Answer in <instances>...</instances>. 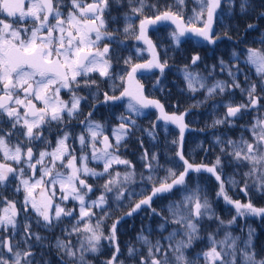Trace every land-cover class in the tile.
<instances>
[{
    "label": "snow or ice",
    "instance_id": "snow-or-ice-1",
    "mask_svg": "<svg viewBox=\"0 0 264 264\" xmlns=\"http://www.w3.org/2000/svg\"><path fill=\"white\" fill-rule=\"evenodd\" d=\"M187 2L171 0L161 7L159 0H0V190L18 181L15 191L23 193L22 200H16L0 191V264H50L43 254L37 259L35 249H43L46 238L34 231L32 214L35 224L45 230H54L70 218V227L63 228L55 239L59 264H93L91 257L105 247L111 252L103 264H125L119 226L126 217L140 212L160 217V233L170 224L177 227L155 242L141 230L136 237L140 248L132 244L126 248L133 264H264V254L256 251L254 229H248L242 242L227 230L240 219L264 220V206L255 204L251 197L253 192L264 196V37L260 47L246 46L239 53L233 50L232 61L219 60L227 80L209 84L207 77L190 71L189 65L184 67L183 78L191 93L204 91L205 100L228 96L225 111L210 127H234L246 113L256 112L244 128L247 136H215L220 154L210 163H197L184 150L189 129L185 116L190 109L169 113L146 93L141 82L145 72L158 69L163 75L168 67L167 53H160V46L149 36L150 29L173 26L169 35L177 46L188 37L215 46L222 39H233L227 31L216 30L225 4L229 9L238 7L241 15L256 11L251 0H239L238 5L236 0H193L195 6L186 16ZM114 8L125 10L123 39L119 28L110 27L119 23V18L111 15ZM257 19H264V10ZM256 29L250 22L245 30ZM127 39L138 42L135 57L121 55L125 51L121 44ZM145 51L148 57L143 56ZM241 56L256 76L251 80L245 72L246 86L239 81ZM201 59L194 53L190 63L198 66ZM216 67L213 65V72ZM109 81V87L102 90V84ZM159 85L157 78L153 87ZM83 88L90 89L88 95L80 93ZM237 89L242 97L239 102L232 100ZM100 105L109 109L124 106L126 111L116 117L115 126H109L94 117ZM146 109H156L158 117L150 128L142 129L135 117ZM74 121L83 126L79 134L69 127ZM160 121L178 129L177 138L171 141L175 159L160 176L158 169L163 166L158 155L150 153L139 139L146 171L139 173L138 181L135 165L121 155V148L138 131L155 139ZM54 124L57 133L53 145L46 133ZM197 147L209 150L202 144ZM226 164L246 170L239 179L235 172L225 177ZM192 173L215 178L216 197L234 209L228 221L217 216L199 184L189 187ZM92 181H102L95 199L97 184ZM138 182L139 191L131 187ZM178 188L184 190L182 199L173 200L166 210L153 206ZM232 188L247 199L233 198ZM109 193L114 196L109 197ZM110 199L121 209L126 202L127 209L112 216ZM107 220H111L110 225L105 224ZM206 221L225 228L224 236L217 239L216 232H209L206 247L190 257L189 250L203 239Z\"/></svg>",
    "mask_w": 264,
    "mask_h": 264
},
{
    "label": "trees",
    "instance_id": "trees-1",
    "mask_svg": "<svg viewBox=\"0 0 264 264\" xmlns=\"http://www.w3.org/2000/svg\"><path fill=\"white\" fill-rule=\"evenodd\" d=\"M165 2L171 3V0H159V3L161 7ZM254 8L256 11H250L248 15H241L239 12L238 7H234L232 9H229L228 6L225 4L223 7V15L221 16L220 21L216 25V30L218 32H225L227 31L229 35L233 37V39H222L217 43V45H209L206 42H203L199 40L198 38L194 37H188L181 40V43L179 46H177L170 38L169 33L172 30L173 26H169L167 24L160 25L159 30L150 29L149 36L153 39L154 43L158 44L160 53L166 52V59L168 60V67L165 69V72L163 75L159 73V70L152 72H145L144 78L142 79V83L145 86L146 93L155 99H160V85H162L163 79L166 80H172L173 82L177 83L179 81L180 73L182 69L185 67V65H190L191 57L194 53H199V55L202 57L200 64V70L204 69L203 72H199L204 77H207L208 83L212 84L215 82V79H213L210 76L211 74H214V72H217L219 70V60L222 58L226 63L229 61H232V52L235 50L236 52H242L246 46H252V47H260L259 41L262 37H264V19H257L258 14L261 10H264V0H251ZM236 3L238 5L239 0H236ZM193 0H188L187 7L185 8V15H191L192 8L194 7ZM124 9L121 8H114L112 11V17H118L119 23H111L110 27L113 29L119 28L121 36L120 39H123V26H124ZM151 14V13H149ZM255 23L257 25L256 30H248L246 31V25L248 23ZM137 41L133 39H127L124 41L123 44H121V48L125 49L121 53L123 56H128L129 54H132L135 57L136 53V46L138 44L135 43ZM220 45H223L220 50L218 48ZM139 46L141 48H144L145 46L140 43ZM147 51L143 53L144 57H148ZM243 58V56H241ZM235 63V62H233ZM213 65H217L215 68V71H212ZM121 67H123V62H121ZM240 66L243 69L239 76V81L242 86H246L244 83V80L242 79L244 77V73L247 72L249 74V79L256 80V76L254 73V70H251L247 68L243 61L240 60ZM119 71V68L116 69ZM164 75L167 76V78H164ZM220 79L218 80H227L229 77L227 76L226 72L219 71ZM160 79V85L158 87H153V84H155L156 79ZM183 78V77H181ZM224 78V79H223ZM118 83V82H117ZM111 84V81L108 83H104L102 87H106ZM180 87L182 93L180 94V97L178 98V106L181 112H184L185 110H189L190 112L185 117V122L188 124L189 129L185 132V144H184V150L188 154L189 158L197 163L203 161L205 163H210L214 161L215 157L220 154L219 148L216 146L215 143V136L224 135L225 137L232 138V139H239L241 134L243 133L245 136L248 135L247 132L244 131L245 126L249 125L256 113L255 111L251 113H246L243 117V119H240L234 127H224V128H212L210 125L212 124V121L219 116L223 114L225 111L223 104L228 102V96L227 94L222 95H216L214 98H210L208 100H205L204 97L206 93L204 91H199L197 93V100L195 101V106L191 109L190 105L186 102V99H184L187 94V85L186 83H183V80L180 81ZM176 89V88H175ZM178 90L176 89L175 97L178 96ZM118 94V93H117ZM174 94V93H173ZM242 99L240 90L237 89L235 92V95L232 97V100L235 102H239ZM175 104V103H174ZM145 122H148L149 119H144ZM155 122V117H153V120H151L150 126L152 123ZM160 135L155 136V139L148 136L146 133H140L138 135V139H143L144 141V147L148 149L150 153H156L158 155V162L163 167L158 169V174L160 176L164 175V168L170 167L171 161L175 159V154L173 149L175 148V145L171 143V141L175 138H177L178 129L174 127L172 130L165 128V130H159ZM136 136V135H135ZM134 137V136H133ZM133 137L131 138L130 144L133 140ZM203 145L205 149H209L207 152L202 151L200 148L197 147V145ZM141 151V147L139 148ZM122 153V151H121ZM130 155V156H129ZM124 158H127L131 160L134 164L135 160L137 162V156H135V153H133V150L130 149V146L126 148V152L123 155ZM155 163V162H154ZM117 167V166H114ZM119 169L123 171V166H119ZM144 168L141 167L140 171H142ZM145 170V169H144ZM246 169H235L234 166L227 165L224 168L225 177L233 175L235 172L236 178H240V174L245 171ZM137 180L139 181V178L137 177ZM93 183L97 184V192L99 191V183L101 182H95ZM189 187H195L197 184H199L200 188L203 189V191L207 194L209 200L212 202L214 210L217 214V216H224L225 212H230L227 210L224 206H222V203L217 200L216 197V190H217V182L215 181L214 177H211L207 173H201L196 174L192 173L189 177ZM132 188L136 189L137 191L140 190L141 185L139 182L137 184H134L131 186ZM2 191V194L5 196H9V192L13 193L15 191V183L10 184L7 186L5 190ZM184 190L182 188L174 189L173 193L170 194L171 199H163L159 198L154 203V207L158 209H167V206L173 201V200H180L183 198ZM230 195L233 196V198L245 200L246 197H244V194L240 192L236 188H232L230 190ZM114 194H110L109 197H113ZM260 199H263L264 196H260ZM9 198V197H8ZM93 198V197H92ZM94 199V198H93ZM111 209H112V216H120L124 210L127 209L128 204L124 203V208L121 209L117 206V203L114 201V199H110ZM97 211H99L97 209ZM231 213V212H230ZM167 215V211L164 213ZM138 214H135L133 218H125L119 226V243L121 246V251L124 253L125 256H127L126 248L129 244L135 245L136 248H140V244L138 243L136 237L141 232V230L144 231L146 235H150V239L155 242L156 240H159L162 238V236H167L168 232H170L174 227H177L176 225H168L167 230L163 233H160V231H152L153 227L159 225L160 222L157 220L155 223H150V215H144L143 217L137 216ZM32 223H33V229L34 231H38L42 236H44L46 239L44 241V247L41 249L39 246L35 249L37 252V259L40 258V255L43 254V259L46 261H49L50 264H59L60 258L56 252L55 249V239L56 237H59L62 235L61 230L66 227H70V224H68V219H65V222L62 223L59 227L55 228L54 230H45L44 228L38 227L35 224V215L32 214ZM256 220L250 221L246 224V231L243 236V239L247 236V231L249 228L254 229V244L256 247V251L260 254H264V221L258 222V226H256ZM106 225L111 224V220L105 221ZM209 226L205 224L204 222V228L202 230V237L203 239L200 241H197L192 249L189 250L190 257H195L197 253L201 251V249L205 248L207 243H205L204 237L207 239V235L210 232V229H208ZM75 239V238H73ZM106 245V244H105ZM111 250L108 248H102L101 254H99L96 257H91L93 259V264H100V262L104 261L105 258H107L110 255ZM123 255V256H124ZM129 263L132 262L131 259L128 260Z\"/></svg>",
    "mask_w": 264,
    "mask_h": 264
},
{
    "label": "rangeland",
    "instance_id": "rangeland-1",
    "mask_svg": "<svg viewBox=\"0 0 264 264\" xmlns=\"http://www.w3.org/2000/svg\"><path fill=\"white\" fill-rule=\"evenodd\" d=\"M182 39H185V38H182ZM135 43H137V42H135ZM222 47H223V45H220V47L218 48V50H220V48H222ZM241 60L243 61V58H241ZM200 64L201 63H199L198 66H193V65L190 64L189 65V70L190 71H194V72H198V73L199 72H203L204 69H201L200 70ZM156 70H153V71H156ZM183 70H184V68L182 69V71L180 73V76L181 77H183ZM219 71H220V69L217 70V72H214V74H211L210 75L213 79H215V81L218 80V79H220V76L218 75L219 74ZM177 77L179 78V81L177 83L173 82L172 80L170 81V80L163 79L162 85H160V88H159L160 89V95L161 96H160V99H158V100L165 106V109L169 113H171V112H181V110L179 109V106H178V103H179L178 102V98L180 97V94L182 93V91H180L181 90L180 81L183 80V83L184 84L186 82H185L184 78H181L179 76H177ZM164 78H167V76L164 75ZM242 79L244 80V77ZM244 83H245V81H244ZM175 88L179 91L177 97H175V92H176V89ZM235 92H236V90H235ZM186 96L187 97H185L184 99H186V102L191 106L190 108L192 109L193 108V105H195V101L197 100V93L193 94L190 91H187ZM117 108H118L117 109V113H119V115L122 112H125L126 111V108L124 106H119ZM189 112L190 111H188L187 114ZM95 117H96L95 119L97 121H100V118L98 117V115L95 116ZM153 117H155V122H156L157 121V117H158V111L156 109H146V110L143 111V114L142 115L135 117V119L137 121V125L139 126V128L147 129V128H150L151 127L150 126V123H151V120H153ZM144 119H149V121L148 122H145ZM174 127H175L174 125L165 124L163 121H160L159 122V127H157L155 129L156 136L157 135H160L159 130H162V129L165 130V128H168V129L172 130ZM80 131L81 130H79V132ZM140 133H143V132H139L138 131L136 133V136L134 135L131 144H130L131 139H129L127 141L126 147L121 148V151H122L121 155L122 156L126 152V148H128V146H130V149H132L133 150V153H135V156H137L136 157L137 158V162L135 160L134 165L136 167L137 177L138 178H139V173L146 171L144 169L142 171H140V169L142 167V164H143V161L141 160V152H142V150L141 151L139 150V148L141 146H140V143L138 142L139 141L138 135H140ZM75 147L78 149L79 148V144L76 143L75 144ZM90 166L98 167L95 164H92ZM16 183H18V181L15 182V184ZM37 192H39V189H37ZM110 194H113V193H109L108 195L110 196ZM99 195H100V192H97L96 191L95 194L93 195V198L95 199ZM8 197H9V199L22 200L23 193H16V191H14L13 193L9 192V196ZM251 197H252L253 202L255 204L260 205V206H264V197H263V199H260L261 198L260 195L256 194L255 192L251 193ZM168 198L171 199L170 194H169V197ZM163 199H167V198H163ZM245 199H247V198H245ZM217 200L222 203V206H224L227 210H229L231 212V213L230 212H225L224 216H220L225 221H228L234 215V209H232V207L230 205L225 204V202L223 201V199H218L217 198ZM69 206H71V202H70ZM147 214L148 213H146V212H140V213H138L137 216L143 217L144 215H147ZM133 217H135V216L127 217V218H133ZM65 219H68V218H65ZM157 220L159 222H161L160 217H158V216H150L149 222L150 223H155ZM255 220L257 222L256 223V226H258V222L264 221V220H261L260 218H254V217H249L247 220L240 219V220L237 221L236 224L232 225V227L230 229H227V230L231 231L234 236L241 237V242H242L243 236H244L245 231H246V224L248 222H250V221H255ZM205 224L209 226L208 229H210V232H216L217 239H222L223 238L224 232L226 230L225 228L219 226L215 221H206ZM242 229H243V231H242ZM155 230L156 231H159V225L158 226L156 225L155 228L153 227V230L152 231H155ZM204 239L206 240L205 243H208L206 237H204ZM104 244H107V241H105ZM122 258L125 259V264H133V262H131V263L128 262V260L130 258H128L127 256L124 255ZM100 264H103V261L100 262Z\"/></svg>",
    "mask_w": 264,
    "mask_h": 264
},
{
    "label": "flooded vegetation",
    "instance_id": "flooded-vegetation-1",
    "mask_svg": "<svg viewBox=\"0 0 264 264\" xmlns=\"http://www.w3.org/2000/svg\"><path fill=\"white\" fill-rule=\"evenodd\" d=\"M92 75L95 76L97 79H100L98 77V74H95L94 73ZM107 88H108V86L102 87V90H105ZM89 92H90V89H87V88H83V89L80 90V93L82 95H88ZM62 95H63V97L65 99L68 98L67 93H62ZM117 107H119V106H117ZM117 107H114L112 109H109L107 106L100 105V106L97 107V109H96V111L94 113V117L98 115V117L100 118V121L101 122H105L109 126H115V124L117 123L116 117L119 115V113H117V109H118ZM85 111H88V108H87L86 105H85ZM254 114L256 116V113H253V115ZM69 127L71 128V130L74 133L78 134L79 133V130H81V127L82 126L79 123H77V122L74 121ZM56 133H57V126L55 124L52 126L51 130L46 133V135H48L49 139L52 140L53 145L55 144ZM108 134H110V132Z\"/></svg>",
    "mask_w": 264,
    "mask_h": 264
}]
</instances>
